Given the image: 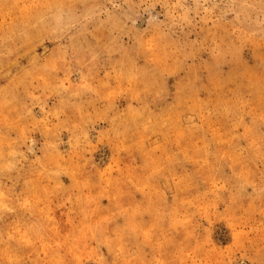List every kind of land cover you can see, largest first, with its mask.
<instances>
[{
	"label": "rangeland",
	"instance_id": "obj_1",
	"mask_svg": "<svg viewBox=\"0 0 264 264\" xmlns=\"http://www.w3.org/2000/svg\"><path fill=\"white\" fill-rule=\"evenodd\" d=\"M0 264H264V0H0Z\"/></svg>",
	"mask_w": 264,
	"mask_h": 264
},
{
	"label": "bare ground",
	"instance_id": "obj_2",
	"mask_svg": "<svg viewBox=\"0 0 264 264\" xmlns=\"http://www.w3.org/2000/svg\"><path fill=\"white\" fill-rule=\"evenodd\" d=\"M141 20H142V19H141ZM143 21H144V20H143ZM143 21H142V22H143ZM140 22H141V21H140Z\"/></svg>",
	"mask_w": 264,
	"mask_h": 264
}]
</instances>
